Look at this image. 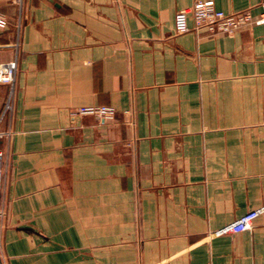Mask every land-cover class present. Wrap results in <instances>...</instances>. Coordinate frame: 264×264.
<instances>
[{"label": "crops", "instance_id": "crops-1", "mask_svg": "<svg viewBox=\"0 0 264 264\" xmlns=\"http://www.w3.org/2000/svg\"><path fill=\"white\" fill-rule=\"evenodd\" d=\"M198 1L263 0H0L7 264H264V213L213 235L264 208V27L178 35Z\"/></svg>", "mask_w": 264, "mask_h": 264}, {"label": "built area", "instance_id": "built-area-1", "mask_svg": "<svg viewBox=\"0 0 264 264\" xmlns=\"http://www.w3.org/2000/svg\"><path fill=\"white\" fill-rule=\"evenodd\" d=\"M11 4L22 7L24 0H7ZM261 13L258 18H254L249 10L226 14L216 10L208 2L198 1L189 10L180 11L176 16V33L178 35L186 34L191 31L199 33L201 30H208L213 34H234L241 28L250 25L264 27V0L260 4ZM192 22V26L190 24ZM18 73L17 62H10L0 65V84L13 86ZM10 105L7 104L6 111H9ZM80 115H95L99 118L111 114V111L105 107H85L79 110ZM3 134L0 133V139ZM3 154L0 152V220L6 213L3 205L4 182H3ZM264 213V208L252 211L242 216L236 222L224 227L221 230L213 232L214 236L225 234H239L250 231L260 215ZM0 264H7L5 258L0 256Z\"/></svg>", "mask_w": 264, "mask_h": 264}]
</instances>
